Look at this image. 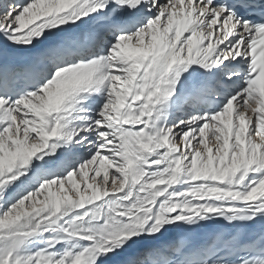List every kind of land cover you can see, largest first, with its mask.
Segmentation results:
<instances>
[{
  "label": "snow or ice",
  "instance_id": "obj_1",
  "mask_svg": "<svg viewBox=\"0 0 264 264\" xmlns=\"http://www.w3.org/2000/svg\"><path fill=\"white\" fill-rule=\"evenodd\" d=\"M0 264H264V0H0Z\"/></svg>",
  "mask_w": 264,
  "mask_h": 264
}]
</instances>
